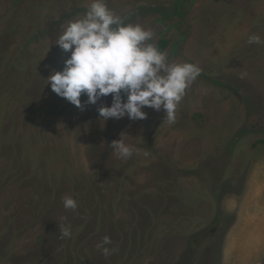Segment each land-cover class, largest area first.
Wrapping results in <instances>:
<instances>
[{
  "label": "rangeland",
  "instance_id": "374dc122",
  "mask_svg": "<svg viewBox=\"0 0 264 264\" xmlns=\"http://www.w3.org/2000/svg\"><path fill=\"white\" fill-rule=\"evenodd\" d=\"M91 2L0 0V264H245L233 238L264 203V0H104L170 63L201 68L172 123L152 108L104 121L111 94L81 110L46 85Z\"/></svg>",
  "mask_w": 264,
  "mask_h": 264
},
{
  "label": "clouds",
  "instance_id": "9594fccd",
  "mask_svg": "<svg viewBox=\"0 0 264 264\" xmlns=\"http://www.w3.org/2000/svg\"><path fill=\"white\" fill-rule=\"evenodd\" d=\"M154 33L140 24H125L122 17L110 10L104 0H92L85 14L67 23L56 44L70 55L62 70L52 69L47 78L51 90L83 110L102 97L112 96L111 105L101 104L99 118L143 120L145 108L164 110L169 123L176 119V110L189 85L200 75L201 68L191 62L170 63L167 54L151 41ZM249 43H261L259 35H250ZM82 95L87 100L82 103ZM120 134L110 146L115 155L126 160L137 149L126 143ZM66 209L75 211L77 201L63 198ZM62 238L71 236L69 226H59ZM104 236L97 246L105 257L116 249Z\"/></svg>",
  "mask_w": 264,
  "mask_h": 264
},
{
  "label": "crops",
  "instance_id": "0c3cea01",
  "mask_svg": "<svg viewBox=\"0 0 264 264\" xmlns=\"http://www.w3.org/2000/svg\"><path fill=\"white\" fill-rule=\"evenodd\" d=\"M257 204L261 212L256 218L249 221L239 233L240 237L233 238V262L245 264H256L264 257V203ZM257 222V224H255Z\"/></svg>",
  "mask_w": 264,
  "mask_h": 264
},
{
  "label": "trees",
  "instance_id": "16d2710c",
  "mask_svg": "<svg viewBox=\"0 0 264 264\" xmlns=\"http://www.w3.org/2000/svg\"><path fill=\"white\" fill-rule=\"evenodd\" d=\"M164 47V44H159L158 48L161 50Z\"/></svg>",
  "mask_w": 264,
  "mask_h": 264
}]
</instances>
